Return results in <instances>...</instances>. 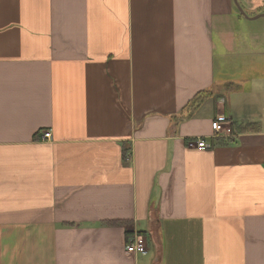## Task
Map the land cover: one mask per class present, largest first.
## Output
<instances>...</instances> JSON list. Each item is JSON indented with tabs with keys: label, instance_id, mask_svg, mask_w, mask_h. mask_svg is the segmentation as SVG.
<instances>
[{
	"label": "crops",
	"instance_id": "obj_1",
	"mask_svg": "<svg viewBox=\"0 0 264 264\" xmlns=\"http://www.w3.org/2000/svg\"><path fill=\"white\" fill-rule=\"evenodd\" d=\"M0 264H264V0H0Z\"/></svg>",
	"mask_w": 264,
	"mask_h": 264
},
{
	"label": "built area",
	"instance_id": "obj_2",
	"mask_svg": "<svg viewBox=\"0 0 264 264\" xmlns=\"http://www.w3.org/2000/svg\"><path fill=\"white\" fill-rule=\"evenodd\" d=\"M212 129L216 135H225L226 133L231 132V124L228 117L225 114H218L216 118L212 121ZM51 137L50 131H44L41 134V139H48ZM193 144V143H191ZM196 147L199 149H208L211 148L206 139L199 138L196 141ZM126 250L128 253L133 254H146L148 253L147 241L145 237L141 235H136L130 241H128Z\"/></svg>",
	"mask_w": 264,
	"mask_h": 264
},
{
	"label": "trees",
	"instance_id": "obj_3",
	"mask_svg": "<svg viewBox=\"0 0 264 264\" xmlns=\"http://www.w3.org/2000/svg\"><path fill=\"white\" fill-rule=\"evenodd\" d=\"M197 98H198V97H196V98L194 99L195 102H196Z\"/></svg>",
	"mask_w": 264,
	"mask_h": 264
}]
</instances>
